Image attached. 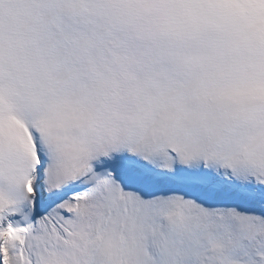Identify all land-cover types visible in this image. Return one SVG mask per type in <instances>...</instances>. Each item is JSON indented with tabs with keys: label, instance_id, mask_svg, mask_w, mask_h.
I'll use <instances>...</instances> for the list:
<instances>
[{
	"label": "snow or ice",
	"instance_id": "6c2138e0",
	"mask_svg": "<svg viewBox=\"0 0 264 264\" xmlns=\"http://www.w3.org/2000/svg\"><path fill=\"white\" fill-rule=\"evenodd\" d=\"M0 264H264V0H0Z\"/></svg>",
	"mask_w": 264,
	"mask_h": 264
}]
</instances>
